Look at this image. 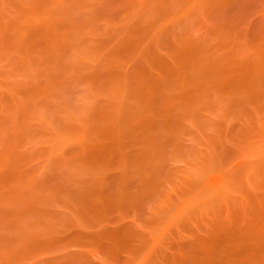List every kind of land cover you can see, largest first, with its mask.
I'll use <instances>...</instances> for the list:
<instances>
[{"label": "rangeland", "instance_id": "1", "mask_svg": "<svg viewBox=\"0 0 264 264\" xmlns=\"http://www.w3.org/2000/svg\"><path fill=\"white\" fill-rule=\"evenodd\" d=\"M0 264H264V0H0Z\"/></svg>", "mask_w": 264, "mask_h": 264}]
</instances>
